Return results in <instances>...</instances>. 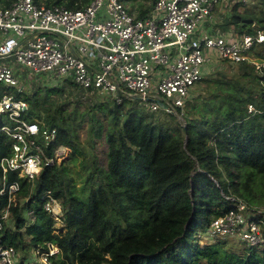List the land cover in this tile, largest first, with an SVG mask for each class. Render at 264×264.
Wrapping results in <instances>:
<instances>
[{"label":"trees","instance_id":"obj_1","mask_svg":"<svg viewBox=\"0 0 264 264\" xmlns=\"http://www.w3.org/2000/svg\"><path fill=\"white\" fill-rule=\"evenodd\" d=\"M14 1L0 0V8ZM119 1L144 18L156 0ZM33 2L78 10L90 0ZM222 6H229L225 13L204 23L211 35L264 33V0H222ZM247 55L264 63V44H254ZM26 72L17 71V87L0 86V95L25 103L24 120L57 129L54 147L64 145L70 154L42 167L33 181L5 174L8 184L19 183L3 223L7 246L27 254L30 247L47 251L48 243L56 245L60 252L51 264H264V245L205 235L211 220L233 205L222 195L264 210V67L257 71L248 60L212 58L195 84L198 91L184 102V124L169 122L175 116L162 111L163 119L140 111L131 101L82 99L70 80ZM60 94L65 96L56 99ZM102 139L106 146L99 157L96 143ZM11 144L0 136V160L10 155ZM2 181L0 168V189ZM46 192L60 205L57 232L56 220L43 208ZM7 206V196L0 195V214ZM25 210L34 211L33 221Z\"/></svg>","mask_w":264,"mask_h":264},{"label":"built area","instance_id":"obj_2","mask_svg":"<svg viewBox=\"0 0 264 264\" xmlns=\"http://www.w3.org/2000/svg\"><path fill=\"white\" fill-rule=\"evenodd\" d=\"M222 0H156L148 16L137 18L119 0H90L82 9L38 6L33 0H15L0 8V85L17 87V71L49 74L70 80L82 99L100 97L115 104L140 101L142 109L183 116V106L212 58L234 63L248 60L260 71L264 63L247 51L264 44V33L229 39L211 35L204 23ZM26 106L12 94L0 95V136L12 140L10 155L0 160V195L8 206L0 214V264H51L56 245L34 249L24 257L2 239L19 183H7L5 174L33 181L41 168L59 164L70 149L54 147L57 129L22 118ZM249 111L256 112L249 106ZM5 117V118H4ZM216 185L217 182L213 180ZM233 205L213 218L205 230L210 239L234 240L247 246L264 245V210L249 207L235 196L222 195ZM43 208L60 223V205L50 192ZM34 220V211L27 213Z\"/></svg>","mask_w":264,"mask_h":264},{"label":"rangeland","instance_id":"obj_3","mask_svg":"<svg viewBox=\"0 0 264 264\" xmlns=\"http://www.w3.org/2000/svg\"><path fill=\"white\" fill-rule=\"evenodd\" d=\"M243 2L245 1H247L248 2V0H242ZM144 3V4H149V2L148 1H144V0H137V2H135V5L137 4V3ZM124 6H126L127 7V9H128V6H129V4H124ZM230 6V5H229ZM228 6V7H229ZM227 7V8H228ZM227 8L226 7H223L222 6V2H221V4H219V6H218V11H216V12H214L213 13V15H212V18L213 17H215V15L216 14H220V15H222L223 13H225L226 11H227ZM129 11V10H128ZM243 11V6H240V7H238V12H242ZM131 13V12H130ZM131 14H133V15H135V12H132ZM221 18V17H220ZM23 73L25 74V75H27L26 73V70H23ZM38 86L40 85V83H38L37 84ZM0 86H3V87H6L5 85H0ZM9 88H12V87H9ZM34 90H36V89H34ZM196 91H198V86L197 85H195V87L192 89V92H191V95H194L195 93H196ZM65 96V94H60V95H58V96H56V99H62L63 97ZM134 105H136L137 106V109H139L140 111H143L142 110V104H141V102L140 101H137L136 100V102H134L133 103ZM144 112V111H143ZM155 113V116H158V117H160V119H163V113L162 112H154ZM160 115V116H159ZM254 115H256L255 113H253V115L251 116V117H253ZM183 117H184V114H183V116L181 115V117H178V119L177 118H172V119H170V117L169 116H164V120H169L170 119V121L169 122H171V123H173V124H176V122H180L181 124H184V121H183ZM5 118V117H4ZM176 119V120H175ZM85 133L83 132V131H81L80 132V137H81V139L82 140H84L85 139ZM99 145V146H98ZM85 150L88 152L89 151V146H88V144H86L85 143ZM96 153L99 155V157H101L102 156V150H103V148L106 146V144H105V139H102V141H100V144H98V143H96ZM80 161V159H78V162ZM75 168H76V171H80L81 170V166H80V164L78 165V163H77V165L75 166ZM82 175H83V173H82ZM82 184V182L80 181V179H77V181L75 182V188L76 189H79L80 188V185ZM28 212V210H25V212H24V214H25V218H27L28 216H27V213ZM28 219V218H27ZM60 226H61V223H59V224H56V226H55V229H56V232L57 231H59V229H60ZM209 238V237H208ZM201 240H202V243L203 242H205L207 239L206 238H204V234H202L201 235V238H200ZM210 239V238H209ZM231 243H233V242H231ZM233 244H235L236 245V243H233ZM242 246V245H241ZM32 247H30V248H28V250L29 251H27V254H23V253H21V255L22 256H24V257H29L31 254H32V251L34 250V249H31Z\"/></svg>","mask_w":264,"mask_h":264},{"label":"bare ground","instance_id":"obj_4","mask_svg":"<svg viewBox=\"0 0 264 264\" xmlns=\"http://www.w3.org/2000/svg\"><path fill=\"white\" fill-rule=\"evenodd\" d=\"M212 242V241H211Z\"/></svg>","mask_w":264,"mask_h":264}]
</instances>
